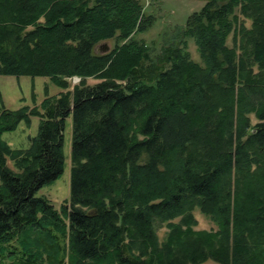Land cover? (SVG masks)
I'll return each mask as SVG.
<instances>
[{
	"label": "trees",
	"instance_id": "trees-1",
	"mask_svg": "<svg viewBox=\"0 0 264 264\" xmlns=\"http://www.w3.org/2000/svg\"><path fill=\"white\" fill-rule=\"evenodd\" d=\"M152 23L141 0H0V76L62 91L36 105L32 85L18 110L0 92V263L264 264V0H207L154 60L134 39ZM68 118L55 209L36 193L64 172ZM195 210L216 230L194 232Z\"/></svg>",
	"mask_w": 264,
	"mask_h": 264
},
{
	"label": "rangeland",
	"instance_id": "rangeland-1",
	"mask_svg": "<svg viewBox=\"0 0 264 264\" xmlns=\"http://www.w3.org/2000/svg\"><path fill=\"white\" fill-rule=\"evenodd\" d=\"M207 0H141L143 11L146 16L153 17L151 27L143 32L136 34L134 39L143 41L150 50V58L154 60L161 52L162 48L175 37L177 31L183 26L187 18L194 12L199 11ZM146 3L147 6H146ZM247 27L250 25L246 22ZM115 44V40H106L95 45L93 52L103 53L109 52ZM227 45H231V37L227 40ZM186 51L189 58L196 64L202 65V60L196 45L192 39H186ZM70 88L80 83L78 77L68 79ZM99 83L98 80L87 79L86 84L93 86ZM34 86L36 105L44 98L45 92L51 95H57L62 92L57 90L55 86L49 83L45 78H30V77H10L0 76V92L5 107L9 110H18L23 106L33 107L31 101V86ZM253 124L255 120L252 118ZM38 118H31L30 124L20 123L17 129L13 132L5 133L2 139L13 149H27L29 139L36 136L38 131ZM71 119L68 118L65 123L63 133L65 168L63 174L51 185L45 186L37 193V197L45 198L50 205L55 209H59L60 205L69 198V175H70V149H71ZM9 168H13L12 163L7 160ZM197 220L194 232H211L216 230V226L210 219L198 210L193 212ZM157 235L162 241L166 234V228L157 227ZM0 264H10L8 259L2 260ZM203 264H216L208 261Z\"/></svg>",
	"mask_w": 264,
	"mask_h": 264
},
{
	"label": "built area",
	"instance_id": "built-area-1",
	"mask_svg": "<svg viewBox=\"0 0 264 264\" xmlns=\"http://www.w3.org/2000/svg\"><path fill=\"white\" fill-rule=\"evenodd\" d=\"M148 3H146V6H147Z\"/></svg>",
	"mask_w": 264,
	"mask_h": 264
}]
</instances>
